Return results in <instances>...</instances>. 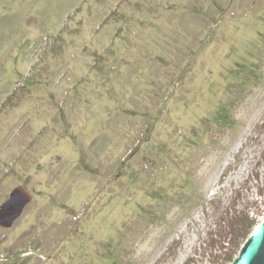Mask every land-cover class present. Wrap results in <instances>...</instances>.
I'll use <instances>...</instances> for the list:
<instances>
[{
    "label": "rangeland",
    "instance_id": "374dc122",
    "mask_svg": "<svg viewBox=\"0 0 264 264\" xmlns=\"http://www.w3.org/2000/svg\"><path fill=\"white\" fill-rule=\"evenodd\" d=\"M0 264H232L264 220V0H0Z\"/></svg>",
    "mask_w": 264,
    "mask_h": 264
},
{
    "label": "water",
    "instance_id": "95a60500",
    "mask_svg": "<svg viewBox=\"0 0 264 264\" xmlns=\"http://www.w3.org/2000/svg\"><path fill=\"white\" fill-rule=\"evenodd\" d=\"M32 200L33 194L28 188L22 185L14 187L10 197L0 205V224L11 227ZM232 264H264V220L250 235Z\"/></svg>",
    "mask_w": 264,
    "mask_h": 264
}]
</instances>
